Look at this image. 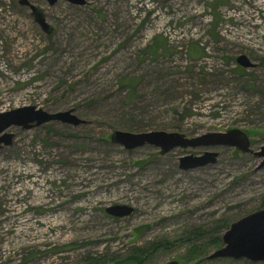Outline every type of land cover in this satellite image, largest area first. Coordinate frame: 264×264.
I'll return each mask as SVG.
<instances>
[{
	"label": "rangeland",
	"instance_id": "374dc122",
	"mask_svg": "<svg viewBox=\"0 0 264 264\" xmlns=\"http://www.w3.org/2000/svg\"><path fill=\"white\" fill-rule=\"evenodd\" d=\"M30 1L54 31L46 34L19 0H0V111L74 109L87 123L8 129L0 264H126L133 248L151 243L165 245L141 264H264L207 259L223 243L200 259L184 257L224 220L264 209L262 158L223 145L128 150L110 138L116 129L192 137L240 128L259 150L264 0ZM240 54L256 65H239ZM206 150L220 153L216 163L181 168L180 157ZM113 205L134 212L115 217L106 212Z\"/></svg>",
	"mask_w": 264,
	"mask_h": 264
},
{
	"label": "water",
	"instance_id": "95a60500",
	"mask_svg": "<svg viewBox=\"0 0 264 264\" xmlns=\"http://www.w3.org/2000/svg\"><path fill=\"white\" fill-rule=\"evenodd\" d=\"M58 0H49L50 4ZM73 4L85 5L87 0H66ZM21 5L28 6L31 15L46 34L54 31V26L47 20L45 10L32 3L30 0H19ZM239 65L245 68L254 67V63L247 55L237 57ZM74 109L49 112L36 105H26L6 111H0V148L10 145L14 134L8 129L12 126L30 129L51 121H60L70 125H81L87 121L74 113ZM111 141L132 150L144 145H153L160 148L161 154H166L175 148H196L231 146L243 153H252L262 158L259 168L264 167V145L259 150L251 147L248 133L240 128L229 129L225 132H208L198 136H188L182 132H169L166 130H151L132 132L116 129L111 134ZM220 153L206 150L202 154H189L180 157L181 168L188 170L196 167L216 163ZM106 212L115 217H125L134 212V207L129 205H113L106 208ZM223 245L207 256V259L217 258H245L254 262L264 261V209H259L241 217L231 223L222 235ZM165 264H180L178 260H171Z\"/></svg>",
	"mask_w": 264,
	"mask_h": 264
},
{
	"label": "trees",
	"instance_id": "16d2710c",
	"mask_svg": "<svg viewBox=\"0 0 264 264\" xmlns=\"http://www.w3.org/2000/svg\"><path fill=\"white\" fill-rule=\"evenodd\" d=\"M157 46L159 47V45H157ZM154 50H153V52H154ZM261 63L264 65V59L261 60ZM121 84H122V86L128 87L130 89V91H131V89H132V91L135 90V82L133 80H131L130 76H124L123 78H121ZM147 125L148 124H146V126ZM126 126L128 128H131V126H128V124ZM263 204H264V199H263ZM229 223H230L229 220H224L222 222V224H220V225L218 224L213 228V231L216 230V232L218 233L216 235V237L209 239V241H207V242H203L201 244H195V245H192L191 247H189L187 253L184 255L185 259L188 261H194V260L200 259L206 254V252L211 247L221 246V244H222V233L229 228V226H230ZM206 232L207 233L209 232V234H210V232H212V230L209 229V231H206ZM203 234H204V231L202 229H200L199 231H197L196 236L202 237ZM163 245H165V244L164 243H160V244L159 243H151L149 246L133 248L131 255H129L127 258H125L126 260L124 262H126V264H141L145 258H147L151 254H154ZM104 261H106V259H101L98 261V263L99 262L103 263ZM88 264H93V263H91V261L88 260Z\"/></svg>",
	"mask_w": 264,
	"mask_h": 264
},
{
	"label": "flooded vegetation",
	"instance_id": "af4514ba",
	"mask_svg": "<svg viewBox=\"0 0 264 264\" xmlns=\"http://www.w3.org/2000/svg\"><path fill=\"white\" fill-rule=\"evenodd\" d=\"M2 147H3V146H2ZM2 147H1V148H2Z\"/></svg>",
	"mask_w": 264,
	"mask_h": 264
}]
</instances>
